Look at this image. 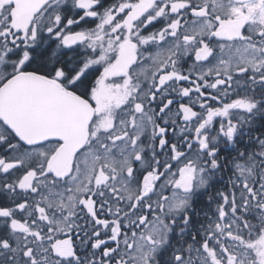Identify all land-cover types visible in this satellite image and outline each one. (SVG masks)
Listing matches in <instances>:
<instances>
[{"label":"snow or ice","instance_id":"snow-or-ice-1","mask_svg":"<svg viewBox=\"0 0 264 264\" xmlns=\"http://www.w3.org/2000/svg\"><path fill=\"white\" fill-rule=\"evenodd\" d=\"M0 264H264V0H0Z\"/></svg>","mask_w":264,"mask_h":264}]
</instances>
